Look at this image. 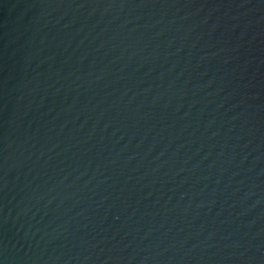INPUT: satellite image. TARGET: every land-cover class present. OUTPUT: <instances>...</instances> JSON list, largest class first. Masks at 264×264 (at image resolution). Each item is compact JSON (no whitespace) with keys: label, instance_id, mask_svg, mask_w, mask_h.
<instances>
[{"label":"water","instance_id":"95a60500","mask_svg":"<svg viewBox=\"0 0 264 264\" xmlns=\"http://www.w3.org/2000/svg\"><path fill=\"white\" fill-rule=\"evenodd\" d=\"M0 264H264V0H0Z\"/></svg>","mask_w":264,"mask_h":264}]
</instances>
